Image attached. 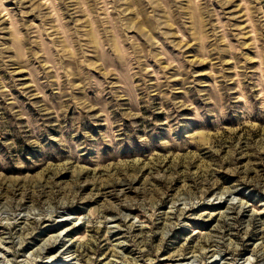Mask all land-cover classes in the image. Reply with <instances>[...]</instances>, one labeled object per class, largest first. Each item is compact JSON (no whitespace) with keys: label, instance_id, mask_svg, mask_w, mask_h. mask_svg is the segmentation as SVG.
Instances as JSON below:
<instances>
[{"label":"rangeland","instance_id":"1","mask_svg":"<svg viewBox=\"0 0 264 264\" xmlns=\"http://www.w3.org/2000/svg\"><path fill=\"white\" fill-rule=\"evenodd\" d=\"M0 264H264V0H0Z\"/></svg>","mask_w":264,"mask_h":264}]
</instances>
